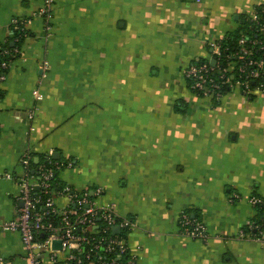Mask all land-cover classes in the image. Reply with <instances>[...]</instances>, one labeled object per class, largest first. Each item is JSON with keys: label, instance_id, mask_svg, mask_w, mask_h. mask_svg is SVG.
<instances>
[{"label": "crops", "instance_id": "obj_1", "mask_svg": "<svg viewBox=\"0 0 264 264\" xmlns=\"http://www.w3.org/2000/svg\"><path fill=\"white\" fill-rule=\"evenodd\" d=\"M263 3L55 0L47 29L44 0H0L1 44L11 42L14 19H30L1 85L0 220L23 206L6 175H23L28 152L40 166L59 153L73 161L59 170L61 183L134 221L126 239L138 264H264V235L240 236L258 215L250 198L264 197V92L234 89L217 101L183 75L212 63ZM186 211L206 224L205 240L182 231ZM52 248L66 256L62 242ZM0 254L31 264L16 231L0 228ZM41 259L52 264L49 251Z\"/></svg>", "mask_w": 264, "mask_h": 264}, {"label": "built area", "instance_id": "obj_2", "mask_svg": "<svg viewBox=\"0 0 264 264\" xmlns=\"http://www.w3.org/2000/svg\"><path fill=\"white\" fill-rule=\"evenodd\" d=\"M196 1L200 2L201 0ZM54 2L55 0H44V6L38 12L45 19L47 29H50L49 20ZM262 5L264 3L258 6ZM248 17L259 25V31L264 33V19L259 10L255 8ZM29 23L30 19L13 20L11 26L12 46L16 41V38H13L14 30H29ZM255 49L259 52L258 57L255 56ZM18 52V48L12 49L7 43L5 45L0 43V95L2 94L1 85L7 78L9 57ZM221 56L219 45L214 52L215 64L208 61L198 63V61L186 67L183 75L186 81H190L189 87L193 91H196L197 94L202 93L203 96L217 101H220L224 96L221 89L226 86H229L231 90L239 89L246 96L264 92L263 39L241 37L238 41V50L231 55L233 59L229 60L226 67L219 69L216 75H213V70L221 62ZM235 67H237L236 78L233 75L231 79L230 73ZM251 80L257 81L255 88L250 86L249 82ZM33 95L38 101L42 99L40 90L37 88L33 90ZM28 117L30 120L35 117V109L29 112ZM31 158L32 155L29 152L22 158L23 175L17 177L13 174L6 175L7 178H14L18 182L20 187L19 199L24 204L15 219L11 221L0 220L1 229L20 233L31 264H42V251H49L52 264H84L87 261H89L88 264H138V257L132 253L126 239L128 231L135 225L132 219L118 216L110 205L98 207L95 200L88 198V195H90L88 192L79 193L68 184L61 191H53L51 180L54 176V167L57 170L70 168L73 166V161L52 162L58 159L48 157L52 167L40 166L38 170L40 178L35 180V176L30 172ZM36 190H43V192L35 195ZM93 193L100 195L102 189L98 187L93 190ZM61 196L67 197L69 201L63 209L58 208L55 201L57 197ZM250 202L254 206L260 205L264 204V199L252 196ZM40 203L45 207L43 211L36 209ZM75 207H78L81 212L74 217V222H72L71 215L76 213ZM56 215L61 217V223L59 224L54 221ZM98 217L104 220V226L101 229L97 224ZM179 223L182 231L192 238L205 240L208 237L207 226L204 221L192 218L187 212L182 213ZM114 226H119L120 232L115 233L113 231ZM99 232H109V236L98 239L94 248L99 249L105 244L109 258L99 254L97 260L94 261L92 260V253L84 252L83 247L89 244L95 238L94 235ZM261 233L264 235L263 232ZM240 236L258 237L247 234L244 229L240 230ZM55 240L62 242V250L66 253L63 259H59L58 251L52 248V243ZM37 248L39 252L36 251ZM110 254L113 255L110 256ZM0 264H10V262L4 255L0 254Z\"/></svg>", "mask_w": 264, "mask_h": 264}, {"label": "trees", "instance_id": "obj_3", "mask_svg": "<svg viewBox=\"0 0 264 264\" xmlns=\"http://www.w3.org/2000/svg\"><path fill=\"white\" fill-rule=\"evenodd\" d=\"M256 8L259 10V13L261 14V16L264 19V5L257 6ZM261 11H263V12H261ZM259 29H260L259 25L255 24L248 16H246L243 19V25H242L241 32H238V33H236L234 35H230V36L226 37L225 39H223L220 42V50H221V53H222L221 62L219 64V66H217L213 70V75H216V73H218L219 69L226 67L229 64V60L233 59V57L231 55H233L238 50V41H239V39L241 37H246V38L248 37V38H253V39L260 38V39L264 40V33L260 32ZM29 32H30L29 30L15 29L13 38H16V41H14V45L12 46L11 43H12L13 40H10L11 42H8L7 45L9 47H12V49L18 48L19 51H20V47H21L22 43L24 42L26 36H29V34H30ZM254 53H255V56L258 57L259 52L257 51V49L254 50ZM18 55H19V52L16 53L15 55L10 56L9 57V61L11 59H14ZM198 63H202V62L199 61ZM236 72H237V67H235V69L230 73V78L233 75L236 78ZM249 83H250V86L253 87V88H255L257 86V81L254 82V81L251 80ZM187 84L190 86V81H187ZM221 91H222L223 94H226V93L231 91V88L229 86L222 87ZM194 92L196 93V91H194ZM198 95L203 96L202 93H198ZM250 96H253V95H250ZM55 161L67 162L68 160L58 159V160H53L52 162H55ZM39 164L40 163H35L34 162L33 157L31 158V169H30V172L34 176L36 175L38 179L40 178V172H38V170L40 168ZM41 166H45L46 168H49V167H52V164L50 163L49 160H45V161H43L41 163ZM36 167H38V168L36 169ZM34 168H35V170H33ZM54 169H55L54 176H53V178L51 180L52 181L51 182L52 189H53V191H61V190H63V188L67 184L61 183V181L58 178L59 170H57L55 167H54ZM42 192H43V190H36L35 191V195L41 194ZM254 196L261 197V198L264 199V197H262V196H257V195H254ZM88 198L93 200L94 196L88 195ZM72 207L74 208L73 205H72ZM255 207L258 210L257 218L253 222L250 221L244 227V231L247 234H251L253 236L261 237V236H263V234L261 232L264 233V204L255 205ZM44 208L45 207L41 203L36 207V209H38L40 211H43ZM75 210H76V213L71 215V221L72 222H74V217L81 212V210L78 207H75ZM186 212L189 213L192 218L199 219L196 216H193L189 211H186ZM54 221L56 223H58V224L61 223V217L59 215H56L55 218H54ZM97 224L99 225V229H101L104 226V220L102 218L98 217L97 218ZM122 233L124 234V232H122ZM94 236H95V238L89 244H86L83 247L84 248V252H91L92 253V260H94V261L97 260L99 254H103L104 256L109 258V255L106 252V249H105V246H104L105 244L102 245V247H100L99 249L94 248V245L96 244L98 239H100L103 236H109V232H107V233L99 232V233L95 234ZM111 255H113V254H110V256ZM88 263H89V261L85 262L84 264H88Z\"/></svg>", "mask_w": 264, "mask_h": 264}, {"label": "water", "instance_id": "obj_4", "mask_svg": "<svg viewBox=\"0 0 264 264\" xmlns=\"http://www.w3.org/2000/svg\"><path fill=\"white\" fill-rule=\"evenodd\" d=\"M215 63H216L215 60H213V61H212V64H215ZM53 158H56V159L60 158L59 153H54V154H53ZM35 162L38 163V162H39V158H37V159L35 160ZM91 193H92V191H91ZM23 204H24L23 201H21V205H23ZM78 230H79V229H78ZM113 231H114L115 233L120 232V227H119V226H114V227H113ZM54 246H55V247H61V241H60V240H58V241H54Z\"/></svg>", "mask_w": 264, "mask_h": 264}]
</instances>
